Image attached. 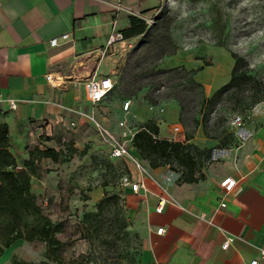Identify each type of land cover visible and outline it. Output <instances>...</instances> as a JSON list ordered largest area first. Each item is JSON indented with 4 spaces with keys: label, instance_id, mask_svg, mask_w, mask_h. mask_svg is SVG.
<instances>
[{
    "label": "rangeland",
    "instance_id": "1",
    "mask_svg": "<svg viewBox=\"0 0 264 264\" xmlns=\"http://www.w3.org/2000/svg\"><path fill=\"white\" fill-rule=\"evenodd\" d=\"M130 13L142 18L146 29L108 44L113 87L88 111L125 142L146 121L157 124L159 137H191L188 142L198 148H190L198 175L200 167L217 160L210 157L213 148L234 143L230 118L248 119L255 107L264 106V0H157ZM126 23L127 13L117 29ZM236 57L237 72L244 75L206 101L229 78ZM124 97L130 107L121 118L124 125H118ZM150 103L162 104V113L149 109ZM8 143L20 166L32 151L30 189L42 213L56 224L61 246L55 256L47 255L43 240L16 238L3 248L0 263L15 257L33 264H138L145 228L124 206L118 185L123 162L108 157L91 122L83 120L75 128L60 124L48 133L20 132L9 135ZM44 147L56 150V158L41 154ZM206 147H211L208 156L199 151ZM141 162L149 169L145 159ZM167 171L182 181L177 164L167 165ZM104 194L101 212L86 217Z\"/></svg>",
    "mask_w": 264,
    "mask_h": 264
},
{
    "label": "crops",
    "instance_id": "2",
    "mask_svg": "<svg viewBox=\"0 0 264 264\" xmlns=\"http://www.w3.org/2000/svg\"><path fill=\"white\" fill-rule=\"evenodd\" d=\"M156 1L0 0V121L6 123L8 134L42 129L48 133L69 120L74 121L70 127H78L83 119L74 110L88 111L92 104L86 80L103 74L111 78L105 54L110 19L115 17L118 25L132 9ZM63 32L69 34L67 39L48 43ZM48 72L57 79L46 80ZM118 108L117 121L128 113ZM243 126L249 135L240 140L233 134L234 143L226 152L200 167L198 175L193 171L195 179L190 181H175L167 163L139 173L124 158L110 157L123 162L120 175L127 173L143 183L132 191L119 185L118 176L124 206L146 232L138 264H248L252 258L264 264L259 255L264 249V106L255 107ZM131 134L126 138L128 148ZM190 139L181 135L176 140ZM227 175L235 182L224 192L219 181ZM159 195L171 196L177 203L165 202L156 211ZM222 200L224 206L219 204ZM159 226L162 230L156 233ZM228 234L232 238L222 247Z\"/></svg>",
    "mask_w": 264,
    "mask_h": 264
},
{
    "label": "trees",
    "instance_id": "3",
    "mask_svg": "<svg viewBox=\"0 0 264 264\" xmlns=\"http://www.w3.org/2000/svg\"><path fill=\"white\" fill-rule=\"evenodd\" d=\"M145 21L139 16L127 13V23L120 28L122 37L127 38L144 32ZM237 57L231 67L229 78L215 88L206 101L210 102L215 96L232 87L239 75L237 72ZM113 86V85H112ZM158 127L153 121H146L131 134L129 150L140 161L145 159L150 167L172 162L180 168V178L186 181L195 179L193 171L196 166L195 156L190 142L159 137ZM8 130L4 121H0V254L16 238L25 240H43L46 244V254L56 255L61 246V241L54 235L56 224L42 213L36 201L35 194L30 189V176L35 172L32 151L22 159L23 166L17 168L16 153L11 150L8 143ZM198 149V148H196ZM211 147L199 148L208 156ZM43 155L56 158L57 151L52 147L40 149ZM107 195L100 197L96 203V210L85 212L87 216H97L101 206L106 201ZM70 263H72L70 261ZM2 264V263H0ZM5 264H33L30 261L11 257ZM77 264V263H76ZM81 264V263H80Z\"/></svg>",
    "mask_w": 264,
    "mask_h": 264
},
{
    "label": "built area",
    "instance_id": "4",
    "mask_svg": "<svg viewBox=\"0 0 264 264\" xmlns=\"http://www.w3.org/2000/svg\"><path fill=\"white\" fill-rule=\"evenodd\" d=\"M116 8H120L119 5L116 4ZM116 18L113 17L110 19L109 24H110V30L107 35V40L106 44L108 45L113 39L115 38H121V32L117 29V24H116ZM69 37V34L67 32L60 33L58 36H51L48 39V43L53 45L58 42L59 39L65 40ZM46 80L51 82V79H57L58 76L52 77L51 73H45L44 74ZM113 82L111 78L108 75H92L90 76L86 82H85V92L87 99L94 104L95 102L101 100L107 92L112 88ZM161 87V85H160ZM9 106L13 107L14 102L13 100H9ZM130 106V99L129 98H124L121 101L120 108L124 111V113H127L129 110ZM148 108L151 109L154 113L160 114L163 111V105L162 104H148ZM74 112L77 114V116L85 121H89L93 124L95 127L97 133L99 134V137L105 142L106 147H107V155L109 157H117V158H124L128 162H130L133 167L137 170L139 173H146V169L143 167L142 162L140 159L135 156L128 148L126 142L119 136L115 135L112 131H110L107 127L103 125L101 121L96 119L94 115L87 110H82V109H75ZM244 123V118L240 114H234L230 120H229V125L232 129L233 134L235 135L236 138L243 140L245 139L248 135L249 132L244 128L243 126ZM118 125H124V120L119 119L117 121ZM69 126L74 125L73 120L68 121ZM173 131H176L178 127L176 125H173L172 127ZM227 147H218V148H213L210 157L212 159H217L222 153L226 152ZM15 167H19V165H15ZM235 179L232 176H224L220 181L219 185L221 189L226 192L228 191L232 185L234 184ZM119 185L121 187H129L132 191H136L139 187H143V183L141 179H132L131 176L127 173H123L119 177ZM165 202H173L177 203L174 198L171 196H165V195H159L157 197V203L154 207V210L160 211L162 208V205ZM220 206H224V201H220ZM186 211L190 212L191 214H194L197 217H204V213L199 212V213H193L191 210L182 207ZM162 230V227L159 226L155 229L156 233H160ZM232 236L230 234L225 236V239L221 242L222 247H226L228 242L231 240ZM259 255L261 257H264V249H259ZM257 258H252L249 260L248 264H256Z\"/></svg>",
    "mask_w": 264,
    "mask_h": 264
}]
</instances>
